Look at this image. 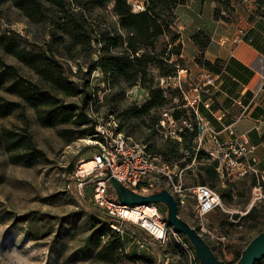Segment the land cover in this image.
Returning a JSON list of instances; mask_svg holds the SVG:
<instances>
[{
	"label": "rangeland",
	"instance_id": "obj_1",
	"mask_svg": "<svg viewBox=\"0 0 264 264\" xmlns=\"http://www.w3.org/2000/svg\"><path fill=\"white\" fill-rule=\"evenodd\" d=\"M82 1L88 3V0ZM142 1L129 0L134 12L143 10ZM226 1L202 0L200 7L197 6L198 16L195 13L184 14L182 7L177 6L174 28L155 43L156 51L163 56L162 67L167 75L162 76L156 67H150L149 70L154 87L162 89L166 103L147 113H134L149 99L146 89L141 85L131 86L121 76L110 80L101 69L87 73L86 67L90 60L98 59L99 52L96 50L99 47L96 44L93 45L94 54L89 56L83 51L74 50L73 55L78 59L79 66L68 60V77L74 83L85 85L91 100L84 104L82 95H57L67 103L82 106L76 111L81 114V118L93 123L96 133L88 135L91 124L77 128L71 124L43 127L37 121L34 110L26 108L28 131L35 145L46 154L48 162H37L33 166L15 165L8 160V154L0 149V264H162L165 258L169 264H190L174 236H170L165 245H159L151 243L145 232L150 243L144 247L137 245L139 239L135 235L124 233L120 235L122 246H117L112 261L97 259L96 247L85 248L91 235L92 222L87 210L81 206L83 199L87 206L96 207L91 202V182L73 180L72 172L79 160L89 159L99 144H107V133L111 132L113 136L124 134L130 143L144 146L148 153L159 157L166 167L179 168L172 163L174 157L168 151L176 146L173 140L181 142V133L189 137V133L184 130L191 132L197 127L196 114L188 105V100L194 97V88L202 74L208 71L200 64L208 61L211 41L208 33L217 29L216 33L220 37L224 35L231 39L230 35L240 28V22L235 21ZM80 11L95 31L109 28L121 32L111 3L103 7L88 3ZM196 27L203 30H196ZM8 29L15 30L28 42L39 46L51 44L58 57L65 52L63 44L50 38L46 23L28 21L9 2L3 1L0 3V32ZM173 32L179 34L175 43L171 37ZM190 34L196 38H189ZM168 50L172 55L167 56ZM2 57L17 66L27 78L36 80L35 75L22 68L16 59L6 55ZM213 62L217 69L218 63L215 60ZM180 69L185 72L178 80L176 77ZM162 78L166 82L163 86L159 82ZM174 110L181 111L179 120L172 119ZM19 125L21 120L15 114L0 118V129ZM67 138L74 140L67 143ZM195 140L191 161L188 162L186 157L180 160L186 161L183 186L194 188L201 184L199 181L202 177L204 185L217 193L222 207L213 209L200 219L195 213L196 201L188 191L185 203L178 207V215L202 234L219 259L229 264L236 261L237 253L260 229H264V172L246 173L241 177L223 174L211 181L204 171L199 170L196 154L202 149L198 148ZM180 151L185 152L182 148ZM157 152L162 154L158 155ZM258 187H261L263 197L252 202ZM157 204L165 216V206ZM250 209L252 211L247 213ZM201 225L210 234L202 233L199 230ZM127 226L132 227L129 224ZM176 233L177 239L193 250L186 236ZM222 235L226 237L225 241L218 239ZM110 237V234L102 237L100 244L106 246ZM177 253L180 257L176 256Z\"/></svg>",
	"mask_w": 264,
	"mask_h": 264
},
{
	"label": "trees",
	"instance_id": "obj_2",
	"mask_svg": "<svg viewBox=\"0 0 264 264\" xmlns=\"http://www.w3.org/2000/svg\"><path fill=\"white\" fill-rule=\"evenodd\" d=\"M3 1L9 2L28 21L46 23L50 38H55L57 43L63 44L65 51L58 57L51 44L43 47L28 42L15 30L8 29L0 32V92L2 91L5 95L0 96V118L15 114L21 120V125L16 128L2 127L0 129V149L8 154V160L12 164L33 166L37 162H48L46 154L35 145L28 131L26 108L34 110L37 121L43 127L71 124L77 128L91 124L88 127V135L92 136L96 133L93 123L81 118V114L76 111L82 106L67 103L57 95L62 94V96L69 97L82 95L84 104L91 100L87 96L85 85L74 83L68 77L70 70L67 67V61H73L79 66L78 59L73 55L74 50L83 51L89 56V54H94L93 45L96 44L99 47L96 50L99 52L98 59L90 60L86 67L88 74L101 69L110 80L121 76L131 86L138 84L146 89L149 99L134 113H147L154 107L165 106L166 97L161 88L154 87L153 77L149 70L150 67H156L162 76L167 75L162 67L163 56L156 51L155 43L163 34L172 31L176 23L177 6L183 5L187 0H143V10L138 12L133 11L129 0H88V3H93L97 7L111 3L121 32L112 31L109 28L99 32L95 31L87 24L84 14L80 11L88 4L82 0H0V3ZM256 3L258 8L264 11V0H256ZM171 37L175 43L179 39V34L173 32ZM192 37L196 38L194 35ZM170 50L166 52L167 56L172 55ZM2 55L16 59L22 68L35 75L36 80L27 78L17 66L6 62ZM215 62L219 66L217 69H215L214 62L209 60L200 64L208 71L217 74L222 68V62L218 59ZM198 111L205 115L199 107ZM180 116L181 111L174 110L171 113L175 121L179 120ZM184 131L189 133V137L186 138L181 133V142L173 140L176 146L168 151L174 157L172 163L179 168L186 164V161L180 162L182 158L186 157L189 162L194 155L193 140L197 136V127L191 132ZM73 140L74 138H67L65 141L69 143ZM180 147L185 152L180 151ZM156 154L160 155L162 152ZM196 155L199 170L204 171L211 181L216 180L220 175L216 169L217 162L210 160L202 150ZM164 160H166L165 156ZM199 182L204 185L205 180L201 177ZM135 190L143 191L144 187L138 186ZM108 194L110 197L113 195L112 191H108ZM81 206L87 210L92 222L91 235L86 241L85 248L96 247L97 259L112 261V256L117 246H122V241L120 235L111 230L110 217L98 207L87 206L83 199ZM251 211L252 209L247 213ZM263 230L260 229L258 233ZM109 234L111 237L108 244L102 246L101 238ZM241 251L237 253L236 261ZM213 253L216 255L214 251ZM216 257L219 259L217 255ZM262 260L254 264H261Z\"/></svg>",
	"mask_w": 264,
	"mask_h": 264
},
{
	"label": "built area",
	"instance_id": "obj_3",
	"mask_svg": "<svg viewBox=\"0 0 264 264\" xmlns=\"http://www.w3.org/2000/svg\"><path fill=\"white\" fill-rule=\"evenodd\" d=\"M243 37L244 31L239 28L232 38V42L237 44ZM183 72L185 70L180 69L176 79L179 80ZM159 82L161 86L166 83L163 78ZM214 86L213 73L210 71L204 72L200 82L194 88L196 92L194 97L188 100V105L196 114L197 137L195 141H197L198 148H201L210 160L217 162L216 169L220 175L228 174L241 177L246 173L256 174L259 172L256 167V147L250 143L246 134H240V136L232 137L226 143H222L218 140L219 132L198 111L200 104L204 109L210 110L211 93ZM107 134L109 140L106 145L99 144L89 159L78 161L72 172L73 180L81 182L101 170H107L116 180L133 190L138 186L144 187V192L151 191L154 188H166L177 201L178 207L185 203L187 192L190 191L196 201L195 213L200 219H203L213 209L222 207L219 196L208 186L198 184L191 189L183 186L185 172L183 167L170 169L164 165L159 157L148 153L144 146L130 143L129 138L124 134L115 136H113V132ZM230 134L232 135L233 132ZM91 188V202L110 217L112 231L119 235L127 233L130 236L135 235L137 237L136 233L127 226L129 224L138 230L144 231L150 237V240L152 239L159 245H165L169 237L174 236L178 245H180L181 251L190 260V264H200L194 255V251L177 239L178 234L168 224L166 216L159 210L157 203L121 204L109 196L108 191L111 190L108 188L107 181L103 179H94L91 182ZM257 189L258 192L254 194L252 202L263 197L261 187ZM199 230L202 233L210 234L204 229L203 225L199 227ZM138 239L137 245L144 247L147 239L145 237H139ZM218 239L225 241L226 237L222 235ZM176 256L180 257V254L177 253ZM163 260L162 264H169V260L166 258Z\"/></svg>",
	"mask_w": 264,
	"mask_h": 264
},
{
	"label": "crops",
	"instance_id": "obj_4",
	"mask_svg": "<svg viewBox=\"0 0 264 264\" xmlns=\"http://www.w3.org/2000/svg\"><path fill=\"white\" fill-rule=\"evenodd\" d=\"M202 3V0H187L179 7L184 14H196ZM226 4L235 21L240 22L238 25L244 31V37L234 44L232 37L237 30L230 35L231 39L224 35L220 37L217 29L208 33L211 41L207 60H220L222 68L219 73H213L215 86L210 110L201 104L198 107L206 116L200 115L219 132L218 140L222 143L246 134L256 147V167L264 172V11L258 8L256 0H227ZM196 30L203 29L196 27ZM130 228L138 238L147 239L144 231L134 226Z\"/></svg>",
	"mask_w": 264,
	"mask_h": 264
},
{
	"label": "water",
	"instance_id": "obj_5",
	"mask_svg": "<svg viewBox=\"0 0 264 264\" xmlns=\"http://www.w3.org/2000/svg\"><path fill=\"white\" fill-rule=\"evenodd\" d=\"M94 179H103L107 181L108 188L112 191L113 198L121 204L138 205L149 203H160L166 208V219L173 230L186 236L190 245H192L196 258L200 264H227L218 259L213 253L210 245L203 236L190 226L178 215V204L169 190L166 188H154L151 191H136L120 183L107 170H101L93 176L82 181L92 182ZM264 258V230L253 237L241 251L239 259L229 264H254Z\"/></svg>",
	"mask_w": 264,
	"mask_h": 264
}]
</instances>
